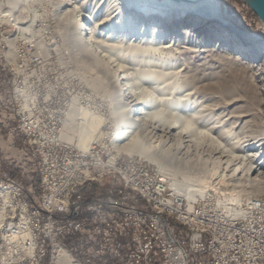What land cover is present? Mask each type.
Wrapping results in <instances>:
<instances>
[{"label":"built area","instance_id":"built-area-1","mask_svg":"<svg viewBox=\"0 0 264 264\" xmlns=\"http://www.w3.org/2000/svg\"><path fill=\"white\" fill-rule=\"evenodd\" d=\"M23 5L0 0V216L12 222L11 235L0 230V264H264L263 199L189 200L160 171L147 177L105 151L109 125L78 144L82 110L100 105L57 48L47 3ZM136 184L155 193L157 211Z\"/></svg>","mask_w":264,"mask_h":264},{"label":"bare ground","instance_id":"bare-ground-1","mask_svg":"<svg viewBox=\"0 0 264 264\" xmlns=\"http://www.w3.org/2000/svg\"><path fill=\"white\" fill-rule=\"evenodd\" d=\"M25 1L10 0V6L12 9L23 8ZM105 1V7L102 10L104 12L101 16L94 15L90 10L79 9L78 0L50 1L54 9L52 13L56 18V35L61 34L63 38L62 43L58 44L57 41V48H64V53L68 52L67 47L70 49L66 53L68 55L64 54L65 60L68 62L71 60L70 53L77 63L75 66L70 62L75 66L73 70L79 79L84 81L87 89L91 88L92 93L104 99L109 112V118L106 119L97 109L94 112L82 110V118L87 126L80 133L78 144L82 148H87L90 143L99 138V127L102 124L109 125V136H105L102 141V148H105V151L113 157L127 160L128 165H135V171L145 172L146 167L147 177H156V170L160 171L165 176L164 182H170L174 191L188 199L195 200L202 197L206 192L204 186L192 184L187 178H183L182 182L177 181L170 169L164 165L163 159L166 156L172 160L179 155L178 162L192 170L198 167L205 170L210 166L217 168L222 172L221 180L225 173L230 172L229 177L240 182L232 186V189L240 188L238 192H244V197L247 194H253V190L261 191L259 179L251 178L250 175L256 172V176H259L264 170V149L262 147L251 150L239 158L235 153L237 148L235 147V150L223 141L218 129L215 138L209 139L207 134V137L204 135L203 138H198L200 132L189 133L188 124L183 122L185 120L182 119L180 122V119L175 118L166 122L168 116L166 117V113L163 114L159 109L158 103L154 102L153 105L148 103L151 96V94L149 96L151 88L149 89L148 85L160 82L159 88H166L170 93L180 88L178 82L167 78L171 75L167 70L175 64L177 57L174 59V54L181 52L180 48L183 44L192 46L197 43L206 46L203 41L210 37L215 39V45L218 42L225 46L229 44L228 48L239 56V53L242 55L244 53V44L238 39L248 40L255 49L253 52L255 57L258 52L264 51V43L256 44V37L249 40L239 34L231 35L228 26L221 24L223 28L221 27L218 23V21L221 22L218 20L221 0ZM132 38L134 39L131 40ZM177 41L178 45L182 44L181 47L175 45ZM182 48L184 49L185 46ZM169 54L172 57L165 60L163 56L169 57ZM139 64L141 65L138 66ZM148 70L150 72H147ZM219 88L220 90L216 89L215 92L221 97L226 91L223 87ZM157 90L156 93H154L155 90L152 92L154 91L153 93L157 95ZM210 93L205 92L206 95ZM216 104L220 105L217 102ZM177 105L178 102L172 105L173 111ZM154 115H157V121H152ZM67 127H70L69 124ZM151 137L154 139H150ZM205 138L210 141L209 144L202 142L206 140ZM180 148H183L184 152H181ZM118 150L125 154L119 153ZM190 155L194 157L191 156V158ZM138 160H143V164H138ZM247 160H249V166L246 165ZM115 174H123V166H115ZM101 180H103V173L92 174V181ZM124 184H132V177L124 176ZM136 194H139L150 206V211H157V197L154 192L149 191L147 185L136 184ZM256 198L264 200L262 195H252L245 199ZM231 200L232 202H225L224 207H235V202L240 201L237 197H231ZM165 215L180 216V209L165 207ZM11 229L12 222H4V216H0L2 235H11Z\"/></svg>","mask_w":264,"mask_h":264},{"label":"rangeland","instance_id":"rangeland-1","mask_svg":"<svg viewBox=\"0 0 264 264\" xmlns=\"http://www.w3.org/2000/svg\"><path fill=\"white\" fill-rule=\"evenodd\" d=\"M78 1V8L81 10H90L93 11L92 13L94 15L99 14L100 16L104 12L102 10L105 7L104 5L106 4L105 0H101V2L99 0ZM43 2L47 3L48 9H50L51 12L54 11V9L51 7V2L49 3L48 0H33V3H36L37 6H41ZM94 3L97 4L94 5ZM220 3L221 5L219 10L220 12H218V20H220L221 22L216 20L218 21L219 25L223 24L224 26H228L227 28L231 30V35L239 34L249 40L252 39V37H256V44H258V42L262 44L264 43V26L259 20L258 16L254 14L253 10L249 6H247L242 0H221ZM114 15L115 14H113V16ZM54 17L55 15L54 13H52V18ZM55 19L56 18H54V20ZM223 25H221L222 28ZM57 37L59 38L57 39L58 44H60L63 38L61 34ZM133 39L134 38H132L131 40ZM238 40L243 42L242 44H244V53L243 55L239 53V56L238 54L233 53L228 48L230 47L229 44L225 46L218 42L215 45V39L210 37L208 40L203 41L206 46H202L203 44L198 45L197 43L196 45L192 46L185 44L178 45L177 41L175 45L177 44V46L180 47L181 45L182 47L185 46L186 49H183L181 47V52L178 50V52L180 53L174 54L175 58H173L176 59L177 57V59L175 64H173L171 67H168L167 72L171 75L168 74L169 76L167 78H169L170 81L174 80L178 82L180 88L177 91L170 93V91L166 88H159L160 82L153 83V85L149 82V89L151 88V93H149V96L150 94L151 96L148 99V103L151 105H153L154 102L158 103L159 109L162 110L163 114L166 113V117L168 116L166 122L172 121L175 118L180 119V122H182V119L185 120L183 122L188 124L189 133L194 134L195 132H200V135L198 134V138H203V136H206V134L208 135L209 139L211 137L215 138L216 134H218V132L216 131L218 129L223 141H225L228 145L232 146L234 149L236 147V155L239 158H242V155H245V153L250 152L251 150L257 149L258 147H262L264 149V51L261 53L258 52V54H256V56L254 57L253 52L255 51V49L252 43H250L248 40ZM131 42L132 41H130V43ZM66 51L69 52L70 49H68L67 47ZM66 53L64 54L68 55ZM176 54L178 55L176 56ZM69 56L71 59L69 63L72 62L76 66L77 63L74 58L71 57L70 53ZM163 57L166 60L170 59L172 55L169 54V57ZM74 65H72L73 68H75ZM140 65L141 64H139L138 66ZM147 72H150V70H148ZM219 76L221 77L219 78ZM143 83H145L144 80ZM219 87H223L227 94L225 93L223 96L220 97V95L215 92L218 89L220 90ZM90 90L92 89L90 88ZM152 90H155V92L153 91L154 93H156L157 90L158 94H154ZM210 91H212V93H210ZM205 92H209L210 96L206 95ZM94 95L96 96L98 104L100 105L99 110L97 111L102 113L103 115H101L106 117V119L109 118L108 108H106L103 104L104 99L100 95ZM175 102H178V105L173 111L172 105ZM216 102L219 103L221 106H218ZM157 119V115H154L152 121H157ZM238 126H241L242 128H239ZM1 129H3L2 126H0V130ZM221 131L223 133H221ZM2 135H4L3 131L0 132V138ZM124 139L125 138H123V140ZM150 139L153 140L154 137H151ZM202 142L205 144L210 143L208 139ZM182 149L183 148H180V151L184 152V150L182 151ZM119 153L123 152L119 151ZM192 155H190V157ZM169 158L170 157L166 156L165 159H163L164 165L170 169L177 181L182 182L183 178H187L190 179L189 181L190 183L192 182V184H201L204 186L205 191L215 194V196L220 201H224V203L232 202L231 197H237L241 199L244 196V192H238L240 188L232 189V186L238 185L240 184V182H236L234 178L229 177L228 173L230 174V172L225 173L224 177L222 178L223 180H221L220 175L222 174V172L219 171V169L217 168L216 170L215 168H212L210 166L205 168V170L201 167V169L198 167L197 169L192 170V168L184 167L181 163L178 162L179 155L176 157V159L171 160ZM246 162V165L248 164L247 166H249V160H247ZM250 177H256L257 179H259V184L262 188L261 191L253 190V194H247L245 198H248L252 195L264 196V170L262 171L261 175L256 176L255 172L251 174Z\"/></svg>","mask_w":264,"mask_h":264},{"label":"water","instance_id":"water-1","mask_svg":"<svg viewBox=\"0 0 264 264\" xmlns=\"http://www.w3.org/2000/svg\"><path fill=\"white\" fill-rule=\"evenodd\" d=\"M258 16L264 26V0H242Z\"/></svg>","mask_w":264,"mask_h":264},{"label":"trees","instance_id":"trees-1","mask_svg":"<svg viewBox=\"0 0 264 264\" xmlns=\"http://www.w3.org/2000/svg\"><path fill=\"white\" fill-rule=\"evenodd\" d=\"M255 14V13H254Z\"/></svg>","mask_w":264,"mask_h":264}]
</instances>
